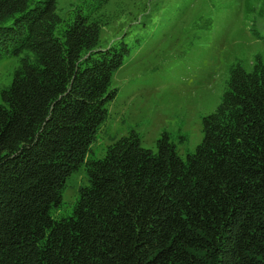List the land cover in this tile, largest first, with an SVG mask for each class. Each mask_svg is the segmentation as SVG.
I'll use <instances>...</instances> for the list:
<instances>
[{
    "label": "trees",
    "instance_id": "1",
    "mask_svg": "<svg viewBox=\"0 0 264 264\" xmlns=\"http://www.w3.org/2000/svg\"><path fill=\"white\" fill-rule=\"evenodd\" d=\"M103 1L65 20L57 0H0V55H32L1 93L0 264H264L263 65L231 70L185 160L167 135L153 153L134 134L91 159L129 52L125 33L100 44ZM81 166L71 215L53 219Z\"/></svg>",
    "mask_w": 264,
    "mask_h": 264
},
{
    "label": "rangeland",
    "instance_id": "2",
    "mask_svg": "<svg viewBox=\"0 0 264 264\" xmlns=\"http://www.w3.org/2000/svg\"><path fill=\"white\" fill-rule=\"evenodd\" d=\"M88 0H57V12L68 20ZM92 13L102 20L100 44L125 33L129 52L111 78L114 97L97 128L88 155L100 159L116 139L134 134L139 145L157 152L163 135L183 160L203 137V118L215 111L227 89L231 70L264 67L262 0H104ZM69 10L71 14L69 13ZM0 55L1 93L13 80L22 56ZM87 184L84 166L69 175L55 219L71 215L79 189Z\"/></svg>",
    "mask_w": 264,
    "mask_h": 264
}]
</instances>
